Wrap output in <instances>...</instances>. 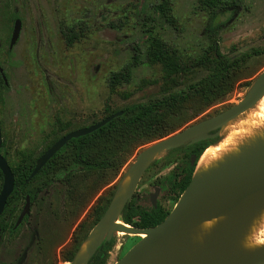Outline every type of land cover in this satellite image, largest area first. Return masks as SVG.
I'll list each match as a JSON object with an SVG mask.
<instances>
[{"label":"rangeland","instance_id":"374dc122","mask_svg":"<svg viewBox=\"0 0 264 264\" xmlns=\"http://www.w3.org/2000/svg\"><path fill=\"white\" fill-rule=\"evenodd\" d=\"M163 3L168 4L173 23L156 12L155 7ZM216 11L221 28L213 34L212 11L201 0H10V19L0 13V63L9 82L8 90L0 82L2 154L9 164L18 165L31 152L37 157L53 139L105 119L108 99L117 112L168 95L162 67L147 60L149 34L183 60L214 53V39L226 58L253 55L235 74L233 91L222 102L205 109L192 102L182 110L174 123L183 124L178 131L242 100L264 72V0H221ZM13 16L22 21V30L8 55ZM61 26L81 32L82 37L68 45ZM134 57L139 59L137 64ZM127 67L132 68L131 82L111 95V76ZM208 73L207 68L196 69L182 78L175 91L187 92ZM61 124L67 127L63 133ZM154 143L138 149L121 170L106 173L105 185L86 207L90 194L73 201L67 182L69 175L82 176L80 168L42 174L28 187L36 190L28 220L4 234L0 264H72L76 236L86 238L83 248L95 237L97 224L88 218L91 208L101 197H109L118 184L123 187L139 154ZM184 159L183 151L174 156L163 153L149 164L136 191L143 206L156 203L166 214L172 212L181 197L166 179ZM83 178L72 183L84 188L88 181ZM24 197L22 192L19 210ZM86 221L81 233L79 227ZM139 240L119 232L108 264L118 262Z\"/></svg>","mask_w":264,"mask_h":264},{"label":"trees","instance_id":"16d2710c","mask_svg":"<svg viewBox=\"0 0 264 264\" xmlns=\"http://www.w3.org/2000/svg\"><path fill=\"white\" fill-rule=\"evenodd\" d=\"M201 3L212 11L210 31L214 34L221 28V24L217 22L219 12L216 11L221 4V0H201ZM9 4L10 0H0V13L7 16V19H10L8 15ZM155 10L161 17L173 23V18L168 15L170 10L168 4L158 5ZM15 18L18 17L13 16V19ZM64 35L68 39V45H73L74 34L65 33ZM148 40V63L162 67L164 87L168 95L161 99L117 111L123 112V115L98 131L72 139L28 184L26 182L35 168L37 158L51 148L61 137L53 139L45 151L37 157L31 152L24 154L22 162L18 165L10 164L15 176V191L9 198L5 214L0 219L2 229L0 242L6 232H13V222L21 211L17 205L20 194L23 192L25 196L29 195L31 197L32 202L35 201L36 190H28V187L33 185L42 174L47 176L56 174L70 166L80 168L83 171L82 176L84 175L82 181H88V185L82 188L80 183H72L76 180L79 182L82 176L80 177L78 174L67 176V182L71 187L73 201L84 199L86 193L90 194L89 201H86L83 205V207H86L105 185V183H102V179L106 173L121 170L138 149L167 138L182 127L183 124L176 125L174 123L188 104L193 102L198 104L201 109H205L222 102L233 91L235 74L253 56L252 54H245L234 60L226 58L217 49L218 39H214V53L183 60L177 51L169 48L160 38L149 34ZM258 54L259 52H256L254 55ZM8 55H11V52L8 51ZM134 61L137 64L139 59L134 57ZM0 67H2L1 63ZM200 68H207L209 73L198 83L191 85L187 92L175 91V89L181 87L182 78L185 75ZM132 75L133 72L130 67L114 73L109 80L110 94H115L121 85L130 83ZM0 82L4 89L8 90L4 86L1 75ZM105 112L108 115L107 117L117 113L112 111L109 99L106 101ZM59 129L63 133L67 130V127L61 124ZM213 142L215 140L193 145L186 144L181 149L167 153V156H174L178 152H184L185 159L166 179V184H169L172 191L177 192L180 197L192 182L197 160ZM69 150L72 152L67 153ZM119 187L120 184L115 186L109 197H101L91 208L88 218L93 219L94 225L102 219L110 207L119 191ZM169 214H166L159 205L157 208L143 206L135 194L124 208L120 221L133 228L145 230L156 227ZM87 224L86 221L80 225L79 231L81 233L86 230ZM116 239L117 235H114L110 242L104 241L88 264H108L109 254L116 245ZM85 241L86 238L76 236L74 240L75 253L70 262L75 259Z\"/></svg>","mask_w":264,"mask_h":264},{"label":"water","instance_id":"95a60500","mask_svg":"<svg viewBox=\"0 0 264 264\" xmlns=\"http://www.w3.org/2000/svg\"><path fill=\"white\" fill-rule=\"evenodd\" d=\"M21 29V20H17L10 40V50H13L17 44ZM0 73L4 83L8 85V80L2 69ZM263 95L264 72L259 75L239 104L215 117L194 123L143 150L139 154L132 172L128 175L131 177V188L124 190L123 187H119L110 207L96 225L94 239L80 249L72 264H88L104 241L110 242L119 232L130 237H138L140 240L115 264H264V250L238 258H232L229 253L237 232L244 226L249 216L264 204V150L214 176L202 180L193 178L172 212L154 228L136 229L120 221L124 208L136 194L145 170L149 164L158 159L152 158L153 154H167L186 144L216 141L219 137V130L224 124L247 111ZM122 115L123 112H117L92 126L66 134L37 160L35 169L27 183L72 139L98 131ZM214 131L215 134L210 135ZM1 147L0 121V149ZM1 174L3 175V186L0 193V218L15 189L14 174L7 160L0 153V177ZM157 206L154 203L153 207L157 208ZM30 212L31 199L27 196L15 229L22 224L25 217L30 215ZM223 215H228L229 220L207 243L203 252L193 255L190 259L181 253L182 237L187 232ZM143 235L144 238H142Z\"/></svg>","mask_w":264,"mask_h":264},{"label":"bare ground","instance_id":"6f19581e","mask_svg":"<svg viewBox=\"0 0 264 264\" xmlns=\"http://www.w3.org/2000/svg\"><path fill=\"white\" fill-rule=\"evenodd\" d=\"M264 150V95L247 111L224 124L218 139L197 160L193 178L202 180L248 160ZM162 153L153 154L158 158ZM131 188V177L123 184ZM229 220L228 215L207 221L187 232L180 245L187 258L203 252L207 243ZM264 250V204L249 216L247 222L235 235L230 247V256L238 258Z\"/></svg>","mask_w":264,"mask_h":264},{"label":"flooded vegetation","instance_id":"af4514ba","mask_svg":"<svg viewBox=\"0 0 264 264\" xmlns=\"http://www.w3.org/2000/svg\"><path fill=\"white\" fill-rule=\"evenodd\" d=\"M156 7H157V6H156ZM17 17H18V16H17ZM14 20H15V21H14V25H15V22H16L17 20H20V19H19V18H15ZM21 24H22V21H21ZM13 29H14V26H13ZM60 29H61L60 33H61L62 37L66 40V42L68 41V39H67L66 36L64 35L65 33H73V34H74V44H75V43H76V42L82 37L81 32H77V31H75L74 29H70V28L62 27V26L60 27ZM21 30H22V29H21ZM12 33H13V30H12ZM11 36H12V35H11ZM10 40H11V38H10ZM18 41H19V40H18ZM67 44H68V42H67ZM74 44H73V45H74ZM9 45H10V42H9ZM15 46H16V45H15ZM70 46H72V45H70ZM14 48H15V47H14ZM14 48H13V49H14ZM12 51H13V50H10V49H9V52L12 53ZM1 69L3 70L2 67H0V70H1ZM3 72H4V70H3ZM0 75H1V78H2V80H3V76H2L1 73H0ZM4 75L6 76L5 72H4ZM6 78H7V76H6ZM7 80H8V79H7ZM3 82H4V80H3ZM4 86L8 88V86H9V82H8V85H6V84L4 83ZM244 96H245V95H244ZM242 100H243V99H242ZM242 100L236 102L235 105L239 104ZM235 105H233V106H229V107L225 108V109L222 110V111H218V112H216V113H214V114L208 116L207 118L215 117V116H217V115H219V114H221V113H223V112L229 110L230 108L234 107ZM0 121H1V119H0ZM77 130H78V129H77ZM1 131H2V128H1ZM74 131H75V130H74ZM71 132H73V131H71ZM68 133H70V132H68ZM68 133H66V134H68ZM66 134H65V135H66ZM213 134H215V131L212 132V133H210V135H213ZM65 135H63L62 137H64ZM62 137H61V138H62ZM61 138H60V139H61ZM60 139H59V140H60ZM51 147H52V146H51ZM49 149H50V148H49ZM44 151H45V150H44ZM44 151H43V152H44ZM46 151H47V150H46ZM46 151H45V152H46ZM43 152H41V153H43ZM45 152H44V153H45ZM0 153L2 154V147H1V149H0ZM41 153H40V154H41ZM44 153H43V154H44ZM40 154H39V155H40ZM43 154H42V155H43ZM2 155H3V154H2ZM42 155H41V156H42ZM41 156H39V157L37 158V160H38ZM55 156H56V155H55ZM3 157L6 159V157H5L4 155H3ZM53 158H54V157H53ZM53 158H52V159H53ZM52 159H51V160H52ZM6 160H7V159H6ZM37 160H36V162H37ZM7 162H8V161H7ZM48 163H49V162H48ZM48 163H47V164H48ZM8 164H9V162H8ZM9 166H10V164H9ZM35 166H36V164H35ZM10 167H11V166H10ZM34 169H35V168H34ZM11 170H12V168H11ZM40 172H41V171H40ZM40 172H39V173H40ZM39 173H38V174H39ZM38 174H37V175H38ZM37 175H36V176H37ZM36 176H35V177H36ZM14 177H15V176H14ZM35 177H34V178H35ZM34 178H33V179H34ZM33 179H32V180H33ZM32 180H31V181H32ZM27 181H28V180H27ZM28 183H29V182H28ZM28 183L26 182V184H28ZM2 186H3V175L1 174V177H0V193H1V191H2ZM14 191H15V189H14ZM13 193H14V192H13ZM27 196H29V195H26V196L24 197V201H25V202H24V206H25V203H26V197H27ZM10 197H11V196H10ZM29 197H30V196H29ZM30 199H31V197H30ZM8 201H9V200H8ZM32 203H33V202L31 201V210H32ZM24 206H23V208H24ZM7 208H8V202H7L6 209H5L4 213H3V215L5 214ZM23 208H22L21 211L18 213L17 218H16L15 221H14L13 232L17 229V228L15 229V225H16V223H17V221H18V218H19V216H20V214H21ZM3 215L1 216V218L3 217ZM30 215H31V212H30ZM30 215H29V216H30ZM29 216L25 217V219L23 220L22 224H23L25 221L28 220V217H29ZM1 218H0V219H1ZM22 224H21V225H22ZM21 225H20V226H21ZM20 226H19V227H20ZM19 227H18V228H19ZM1 237H2V229H1V224H0V239H1ZM4 239H5V237H4V238L2 239V241L0 242V245L3 244ZM110 253H111V252H110ZM109 256H110V254H109ZM108 261H109V259H108ZM72 262H73V261H72Z\"/></svg>","mask_w":264,"mask_h":264}]
</instances>
